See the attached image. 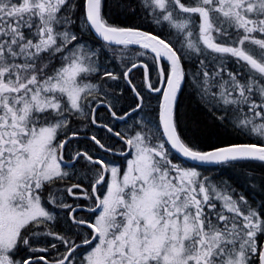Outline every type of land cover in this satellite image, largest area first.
Here are the masks:
<instances>
[{"label":"snow or ice","instance_id":"1","mask_svg":"<svg viewBox=\"0 0 264 264\" xmlns=\"http://www.w3.org/2000/svg\"><path fill=\"white\" fill-rule=\"evenodd\" d=\"M0 264H264V0H0Z\"/></svg>","mask_w":264,"mask_h":264}]
</instances>
